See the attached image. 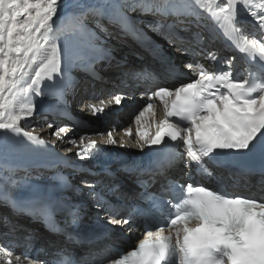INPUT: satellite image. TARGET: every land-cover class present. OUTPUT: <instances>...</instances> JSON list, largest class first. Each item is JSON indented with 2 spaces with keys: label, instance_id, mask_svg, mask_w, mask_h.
Returning a JSON list of instances; mask_svg holds the SVG:
<instances>
[{
  "label": "snow or ice",
  "instance_id": "1",
  "mask_svg": "<svg viewBox=\"0 0 264 264\" xmlns=\"http://www.w3.org/2000/svg\"><path fill=\"white\" fill-rule=\"evenodd\" d=\"M62 9L63 0H0V142L23 135L29 141L45 144L38 135L24 130L37 114L35 98L53 91L62 95L59 86L73 65L91 69L96 58L111 62L107 49L95 45H90L88 51L76 49L74 42L66 37L68 31H82L87 16L95 17L101 29L106 19L127 31L132 24L126 14L128 11L177 17L195 15L199 27L202 13L198 9H203L208 18L223 29L224 36L228 39L238 37L234 42L249 56L248 76L242 78L235 74L230 60H218L203 47V35L195 32L192 34L194 42L210 66L215 64V69L210 71L199 61H189L185 67L197 70L186 82L173 87L157 85L146 90L144 95L148 99L133 119L136 131L133 133L130 125L124 130L125 134L134 138L141 150L145 145L155 150L163 145L167 149L154 162L155 170L160 172L184 159L177 151L180 147L186 148L187 157L195 162L198 170L208 175L211 172L206 165L221 151L264 154V0H220V3L217 0H97L69 18L70 28L66 23H58L61 20L58 10L62 12ZM244 13L251 16L259 38L249 40L245 34ZM210 38L215 40L217 34L213 32ZM92 52H100L102 56L94 57ZM162 59L168 71L175 70L169 59ZM134 75L150 78V74ZM155 100L163 106L161 120L155 119ZM121 101V95L113 94L107 103L120 105ZM105 103L101 100L100 106L91 104L88 107L93 115L100 114L105 110ZM153 125L154 135L151 133ZM65 131L60 127L53 135ZM107 135L108 142L116 145L118 141L112 136V130ZM98 147L96 140H89L77 155L83 158L84 153H88L90 157L92 150ZM189 159H184L185 167ZM82 183L94 190L95 186L89 181ZM178 187L182 194L173 200L157 202L153 198L152 205L159 216L140 212L147 217L145 236L131 250L108 259L107 264H264V200L199 184ZM92 194L97 195L94 191ZM102 199L97 201V207H103ZM0 202L14 211H25L7 193L0 197ZM108 210L109 223H129L126 218L115 220ZM29 214L48 215V204L42 195L33 201ZM153 226L157 229L155 232L151 230ZM166 228L167 235L164 234ZM18 246L10 242L0 246V261L14 264ZM21 257L29 259L31 264H82L63 252L41 260L25 251L15 255V264H23ZM84 260L86 264H105V258Z\"/></svg>",
  "mask_w": 264,
  "mask_h": 264
},
{
  "label": "bare ground",
  "instance_id": "2",
  "mask_svg": "<svg viewBox=\"0 0 264 264\" xmlns=\"http://www.w3.org/2000/svg\"><path fill=\"white\" fill-rule=\"evenodd\" d=\"M96 2H97V0H63V8L64 7H69L71 9V8H75V7H80L79 10L82 12L83 9H84V7H85L84 5L94 4ZM65 10H68V9L65 8ZM59 11L60 10H58V12ZM63 17L64 16H61V19L62 20H63ZM143 18H144V21H148V22L152 20V18L150 16H144ZM109 29L112 31L111 34L114 35L115 34L114 31L116 30V26H110ZM99 37L100 36H96L94 38L95 44H98L100 42V40H98ZM125 113L122 115V117L120 116L121 114H119L120 121H123L122 123H120L118 125V128L121 131L125 129L127 123L129 122L128 120L127 121L122 120L123 116H125ZM74 114H75V116H78L77 113H74ZM108 119L109 120L107 122H104L105 124L103 126H101V125H95V127H100L102 129H106L108 126H113V123H114V119L115 118H113V116H112V117H110ZM47 120H48V115L43 114L42 120H37V119H34L33 120V118H31L30 119V124H27L25 126L27 127V129L29 131L30 130H36L37 133L39 132L41 134V136H46L49 133H51L50 135L53 136V133L56 131L59 123L61 122V119L60 120H54L53 123L51 124L52 127H50V128H47L48 127V124L44 125V123ZM89 121H90L91 124L96 123V121L94 122V120H89ZM97 124H100V123H97ZM74 127H73V130L71 131V133L69 135H67L63 139V142L61 143L63 148H72V147H74L76 145H79L80 144L79 142H80L81 139L83 140V142H85V141H87L89 139L88 134L90 133V131L85 130L83 132V129L86 128V126H82V127L81 126H74ZM63 134H64V132L59 133L58 136L57 135L55 136L56 137L55 139L58 140V142H61L62 141L61 138H62ZM18 137L19 136L15 137L12 140H9V143H6V144L2 145V148L5 151V155H4L5 157H7L9 159L15 157L14 150L16 148H15V145L14 144H15V140ZM70 141H75V143L74 144L73 143H70ZM134 143H136L135 139H134Z\"/></svg>",
  "mask_w": 264,
  "mask_h": 264
},
{
  "label": "rangeland",
  "instance_id": "3",
  "mask_svg": "<svg viewBox=\"0 0 264 264\" xmlns=\"http://www.w3.org/2000/svg\"><path fill=\"white\" fill-rule=\"evenodd\" d=\"M94 122H95V120H94ZM46 124H48V125H49V124H50V122H45V125H46ZM93 124H94V123H93ZM55 136H56V135H53V136H51V137H55ZM60 137H61V136H60ZM62 137H63V136H62ZM55 138H56V137H55ZM81 142H83V140H82V139L80 140V142H79V143H81Z\"/></svg>",
  "mask_w": 264,
  "mask_h": 264
}]
</instances>
